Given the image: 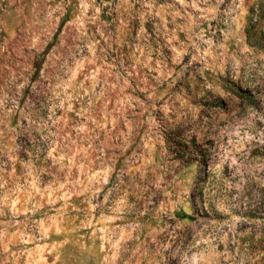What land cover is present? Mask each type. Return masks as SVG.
<instances>
[{
    "label": "rangeland",
    "instance_id": "rangeland-1",
    "mask_svg": "<svg viewBox=\"0 0 264 264\" xmlns=\"http://www.w3.org/2000/svg\"><path fill=\"white\" fill-rule=\"evenodd\" d=\"M263 257L264 0H0V264Z\"/></svg>",
    "mask_w": 264,
    "mask_h": 264
},
{
    "label": "trees",
    "instance_id": "trees-1",
    "mask_svg": "<svg viewBox=\"0 0 264 264\" xmlns=\"http://www.w3.org/2000/svg\"><path fill=\"white\" fill-rule=\"evenodd\" d=\"M248 29H249V27H247V29H246V33L248 34ZM250 30V29H249ZM259 39H260V41H262V39H263V37H262V34L260 33V36H259ZM264 258V257H263Z\"/></svg>",
    "mask_w": 264,
    "mask_h": 264
}]
</instances>
